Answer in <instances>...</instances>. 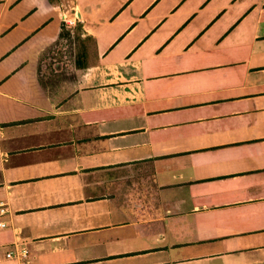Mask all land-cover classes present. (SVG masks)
Listing matches in <instances>:
<instances>
[{
    "label": "crops",
    "instance_id": "1",
    "mask_svg": "<svg viewBox=\"0 0 264 264\" xmlns=\"http://www.w3.org/2000/svg\"><path fill=\"white\" fill-rule=\"evenodd\" d=\"M0 209V264H264V0H0Z\"/></svg>",
    "mask_w": 264,
    "mask_h": 264
},
{
    "label": "rangeland",
    "instance_id": "2",
    "mask_svg": "<svg viewBox=\"0 0 264 264\" xmlns=\"http://www.w3.org/2000/svg\"><path fill=\"white\" fill-rule=\"evenodd\" d=\"M64 31L66 32L64 37L51 48L54 51L47 50L49 53L45 52L41 57V64L43 62L44 65L43 75L47 77L52 76L53 80L61 79L66 72H69L70 75L79 47L83 44L81 29H69L65 27ZM55 70L58 71L55 72ZM61 73L63 74L62 77Z\"/></svg>",
    "mask_w": 264,
    "mask_h": 264
},
{
    "label": "built area",
    "instance_id": "3",
    "mask_svg": "<svg viewBox=\"0 0 264 264\" xmlns=\"http://www.w3.org/2000/svg\"><path fill=\"white\" fill-rule=\"evenodd\" d=\"M3 212V209H0ZM1 227L5 226V223H0ZM13 248L5 252V258L10 261V264H33L30 259V251L28 247L20 242H15Z\"/></svg>",
    "mask_w": 264,
    "mask_h": 264
},
{
    "label": "trees",
    "instance_id": "4",
    "mask_svg": "<svg viewBox=\"0 0 264 264\" xmlns=\"http://www.w3.org/2000/svg\"><path fill=\"white\" fill-rule=\"evenodd\" d=\"M64 29V28H63ZM63 34H62V32H61V36H62Z\"/></svg>",
    "mask_w": 264,
    "mask_h": 264
}]
</instances>
